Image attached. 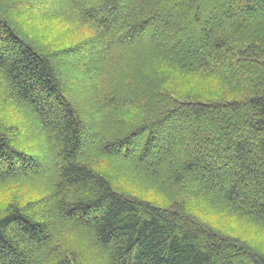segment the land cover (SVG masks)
<instances>
[{"label": "trees", "instance_id": "trees-1", "mask_svg": "<svg viewBox=\"0 0 264 264\" xmlns=\"http://www.w3.org/2000/svg\"><path fill=\"white\" fill-rule=\"evenodd\" d=\"M0 264H264V0H0Z\"/></svg>", "mask_w": 264, "mask_h": 264}, {"label": "rangeland", "instance_id": "rangeland-1", "mask_svg": "<svg viewBox=\"0 0 264 264\" xmlns=\"http://www.w3.org/2000/svg\"><path fill=\"white\" fill-rule=\"evenodd\" d=\"M174 47L176 48V46H174ZM195 85L193 84L192 86H195ZM190 87H191V85H190ZM12 120H14V119H12ZM29 128L30 127H28V123H27L26 127L23 128V130L21 129L20 133H24V132L27 133L29 131ZM10 195L11 194H9L8 196H10ZM148 196H149V194H148ZM149 198H151V197L149 196ZM153 200L159 201V198L158 199H153ZM204 215H205V213H203V216ZM205 222H211L217 227H225L231 232V234H234V235H240L241 234L244 239H250L249 238L250 237V232H249L248 228L245 225L237 223L236 221H234V220H232L230 218H226L224 216L223 217H218V216H215L213 214H209V215H207L205 217ZM244 233H248V235H245Z\"/></svg>", "mask_w": 264, "mask_h": 264}]
</instances>
